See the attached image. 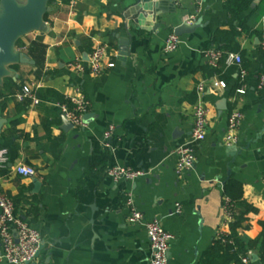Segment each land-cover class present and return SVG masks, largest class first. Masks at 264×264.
<instances>
[{
    "label": "crops",
    "instance_id": "crops-1",
    "mask_svg": "<svg viewBox=\"0 0 264 264\" xmlns=\"http://www.w3.org/2000/svg\"><path fill=\"white\" fill-rule=\"evenodd\" d=\"M74 1L73 12L69 3H50L49 30L22 38L17 48L27 54L31 42L42 40V64L37 69L28 54L35 64L14 66L13 80L23 79L38 97L48 90L67 100L84 96L90 102L86 126L65 129L54 95L39 97L35 105L30 97L20 100L0 91L5 120L0 147L9 158V170H0V191L42 237L31 264H149L147 231L127 220L128 192L146 220L158 219L174 236L168 264H201L211 249L219 261L223 246L217 241L225 242L237 223L243 225L236 231L245 245L257 242L264 222V0H254L239 15L230 13L226 0H153L161 4L159 13L163 9L153 18L140 14L146 0ZM252 12L251 26L259 33L242 31L236 38L248 64L246 92L240 94L238 66L224 59L213 66L206 52L223 46L215 42L218 32L230 31ZM198 21L201 27L181 36L177 50L164 52L175 28ZM100 44L111 48L113 68L94 75L70 67L78 58L87 62L85 53ZM224 81L226 87L216 85ZM198 102L208 109V132L194 146V168L180 178L176 149L191 137ZM235 109L243 116L237 142L227 146L228 118ZM110 126L112 149L102 142ZM116 164L152 174L114 181L106 170ZM22 165L36 175H19ZM230 180L242 184L243 203L231 205L225 192ZM250 258L264 264L256 250Z\"/></svg>",
    "mask_w": 264,
    "mask_h": 264
},
{
    "label": "built area",
    "instance_id": "built-area-1",
    "mask_svg": "<svg viewBox=\"0 0 264 264\" xmlns=\"http://www.w3.org/2000/svg\"><path fill=\"white\" fill-rule=\"evenodd\" d=\"M198 3L201 0H196ZM1 2V0H0ZM69 6L73 12L75 1L70 0ZM181 38L175 33H171L165 42L164 52H174L179 48ZM264 46V42H263ZM113 52L106 44L96 45L88 55V61L85 62L81 58L70 63V67L77 72H83L86 68L94 75L103 74L107 69L115 66L113 61ZM209 62L213 66H217L220 59L223 57L219 50H209L206 52ZM228 65L237 64L238 75L241 81V86L237 90L238 93L246 92L245 80L247 78V70L241 67L242 58L238 53H230L226 57ZM216 85L226 87L224 82H217ZM263 85V84H262ZM197 92L199 95L205 92V87L202 83L198 84ZM20 100L30 97L34 104H40L41 99L35 95L30 86H24L23 90L16 94ZM71 106L67 103L58 102L64 116L78 128H84L85 113L87 112L90 102L84 96L72 97L69 100ZM242 112L235 109L228 118L227 133L225 136V144L231 146L237 142L235 131L238 128ZM208 109L203 103H197L194 108V120L192 134L188 142L180 145L176 149L177 163L175 172L180 178L186 176L194 168L196 155L194 146L200 144L206 139L208 132ZM114 126H110L104 132L103 144L106 148L112 149L111 137L114 133ZM9 163L8 153L6 150H0V169L4 168ZM17 173L24 177H33L36 171L33 167L22 165L17 168ZM106 174L114 181H135L142 177H147L152 174L151 170L132 169L121 165H113L106 170ZM125 206L128 210L127 220L130 224H141L147 231L150 239L152 255L149 264H168L170 245L174 236L164 228L158 219L146 220L144 213L136 204L133 193L128 192L125 198ZM226 212L231 214V207L227 202ZM177 212H181V206L177 204ZM42 246V237L38 230L31 227L24 219L16 212V206L13 198L8 194L0 191V263L6 264H31L34 263L40 253ZM241 264H253L249 256H244L241 259Z\"/></svg>",
    "mask_w": 264,
    "mask_h": 264
},
{
    "label": "trees",
    "instance_id": "trees-1",
    "mask_svg": "<svg viewBox=\"0 0 264 264\" xmlns=\"http://www.w3.org/2000/svg\"><path fill=\"white\" fill-rule=\"evenodd\" d=\"M55 0H50L49 4L52 3ZM64 4H67L70 2V0H61ZM254 0H226V7L230 11V13L234 14H242L246 10L250 8ZM47 15L45 16V20L47 19ZM256 15V12H252L251 16H247L244 20H242L238 25L233 26L230 31L225 32H218L215 37V42L217 43H223V46L219 48V50L222 52L223 57L220 59H224L226 61V57L230 53H238L241 55L242 63L241 67L244 69H247L248 64L246 62V55L245 51L241 50L240 45L237 43L236 38L239 37L243 32L250 34L259 33L257 30H254L251 26L250 20ZM22 46V39H20L17 42V47ZM44 51V46L42 45L41 39H36L35 41L31 42L29 52L28 54L33 57L36 61V67L37 69L41 66V54ZM36 52H38L40 55L36 56ZM219 61V62H220ZM237 65V64H236ZM238 66V65H237ZM239 66L236 68L238 71ZM235 70V68H234ZM224 83H226L224 81ZM24 87V80L19 79L18 81H14L13 78L9 77L4 80V83L2 86H0V91H5L6 97H14L18 92H21ZM49 95H54L57 97L60 103H67L71 106L69 101L67 99H64L60 95H58L55 91L48 90L46 95L39 94V97L44 98L48 97ZM2 94L0 93V97ZM1 150V147H0ZM5 171L9 170L8 164L1 168ZM0 169V170H1ZM225 192L228 197L231 199V205L243 203L242 195H243V187L242 184L230 180L225 185ZM248 210H255L254 207L248 206ZM243 225L241 223L235 224V232L227 238L225 242H222V238L218 240V243H222L223 246V252L220 255V260H215L213 255L215 253V250H209V252L205 255V257L202 259L201 264H241V259L244 256L250 257V251L256 250L259 255L261 262L264 263V222H262V233L261 237L257 242H251L248 245H245L244 242L241 241L238 232L236 229L242 228ZM245 228H248L247 226Z\"/></svg>",
    "mask_w": 264,
    "mask_h": 264
},
{
    "label": "water",
    "instance_id": "water-1",
    "mask_svg": "<svg viewBox=\"0 0 264 264\" xmlns=\"http://www.w3.org/2000/svg\"><path fill=\"white\" fill-rule=\"evenodd\" d=\"M169 2L171 0H165ZM50 0H1L0 2V86L3 85L6 78L17 80L18 73L14 66L20 64L34 65L35 61L24 51L17 48V42L35 32H47L48 24L45 20L49 12ZM146 5L140 9V14L144 18L160 16L158 7L161 4H155L153 0H146ZM155 6V9L154 7ZM155 11V12H154ZM155 13V16H154ZM201 27L198 22H185L175 28L174 33L181 37L190 34L195 29ZM88 58V53H85ZM125 55V54H124ZM5 123L0 119V132ZM64 128H72L73 124L64 116ZM42 248V246H41Z\"/></svg>",
    "mask_w": 264,
    "mask_h": 264
}]
</instances>
